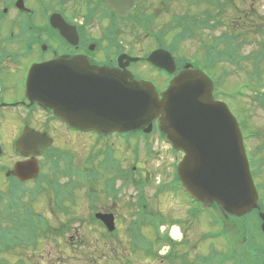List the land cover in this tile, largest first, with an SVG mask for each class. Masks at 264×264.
I'll list each match as a JSON object with an SVG mask.
<instances>
[{
  "label": "rangeland",
  "instance_id": "rangeland-1",
  "mask_svg": "<svg viewBox=\"0 0 264 264\" xmlns=\"http://www.w3.org/2000/svg\"><path fill=\"white\" fill-rule=\"evenodd\" d=\"M187 2L188 0H138L140 10L153 19L155 30L164 31L169 40L175 32L173 31L175 20L184 22L182 16L188 12L193 16L202 13V10L199 13L197 6L188 7ZM74 3L75 0L67 6L73 14ZM203 3L206 1L201 0L199 3L202 4V8ZM253 4L264 19V0H235L233 5L227 4L226 10L220 12L214 8V16L224 21L218 27L219 29L197 31L195 40L180 45L179 55L186 57L196 55L203 60L204 43H211L215 37L222 35L224 30L230 31V21L226 18L229 16L234 27L238 26L239 23H242V18L231 17L233 11L251 10ZM80 8H83V2L80 3ZM216 17L214 18L217 19ZM233 18L235 19L233 20ZM100 25L99 20L93 19V30L98 29ZM103 26L106 27L107 22H104ZM124 26L121 27L123 33L127 28H131L127 23ZM255 26L252 23L248 25V27L253 28ZM234 27L231 29V34ZM177 29L179 30L178 26ZM96 33L97 36L100 35L99 31ZM125 35L132 36L129 32ZM124 40L126 45L135 43L128 36ZM134 48L141 49L142 53L137 54H146L151 46L142 45L140 47L132 44L127 50L136 51ZM255 49V46H246L243 55ZM226 63L219 64L212 75L221 81L218 87L219 91L229 95L243 93L238 94V99L236 96L233 98L225 97V100L227 99L226 102L239 122L242 119L247 122V131L259 133V139L249 137L247 142L250 143L249 152L253 154L254 150L257 157L255 169L258 170V174L256 182L259 184L261 199H263L262 203L260 202L261 212H264V164H262L264 162V147H261L264 146V108L251 95V90H241L240 84L250 81L255 83V81L251 78L248 79L245 73L238 72L233 64ZM18 68L20 67L13 69L11 73L14 74L6 75L3 80L2 88L7 100L17 98L20 95V88L18 86L17 89V84L21 83L22 87V70ZM5 72L8 73V71ZM136 72L143 77L156 78L155 74L147 69L139 68ZM10 86H12V90ZM261 89L264 90V87ZM8 115L12 121L19 122L18 116L12 113ZM7 122L8 119L4 123ZM12 124L17 127L16 123L12 122ZM2 129L4 130V128ZM13 130L10 129L8 132L11 131L12 134ZM1 133L3 142L9 143L11 137L7 138L6 131L5 135L2 131ZM56 137L59 139L57 142L60 150L66 152L67 155L68 153L72 155L71 159L69 157L66 159V156L62 158L64 162L61 161L59 168V170L61 169V181L58 178V182L62 185L70 183V180L78 182V185L74 183L71 190L75 191L73 195L75 199H71L75 204L70 205L68 199L61 198L66 204V208L61 209V211L54 209L52 196L55 198V191L52 196L44 193L43 195L40 194L41 196L35 201H30L29 197L35 189V184L26 186L24 202L28 205L31 202L36 211L44 214L49 227L64 232L62 236H59L61 232L54 234V237H51L56 239L54 241H45L44 243L41 241L42 244L36 249L35 255H29L32 261L43 260L41 263L39 262L40 264H49L48 261H53L55 264H57L55 261L63 262L61 264H169V260L162 258H167L165 254L173 251L169 250L165 243L170 238L168 236L169 229L175 228L180 232L182 238L178 237L177 242L180 243L174 249V254H187L190 261L194 260L196 256H209L214 245L219 253H228L224 244L231 249L233 242L234 248L241 252L248 263L264 264V234L260 229L259 214L255 213L246 218L229 217L228 223L220 214L221 221L229 232L230 242H226L223 237L214 239L215 233L221 228L220 225H216V227L213 222L215 218L216 223H219V215L215 214L216 209L214 207L209 208V211L205 209L198 212L199 216H195L194 212L199 210L197 203H192L186 195L177 192V184L173 180L175 174L173 175L170 166L171 161H176L177 158H174L167 151L168 145L165 143L150 151L144 143L135 145V149L132 150V144L129 145L128 143L115 142L112 146V139L100 141L94 138L88 142L83 137H73L63 131L60 135L56 134ZM91 157L98 158V163L93 161ZM92 163L97 165V169H104L106 172L103 171L104 174L98 177L91 174L90 171L84 170L86 167L93 168ZM105 163L109 164L105 168L98 166V164L103 165ZM165 164L168 167H164ZM260 164L262 165L259 168ZM78 172L83 177L77 175ZM148 174L150 179L149 183H146L145 179ZM128 184L139 185V189L128 187ZM1 185L6 187L10 185V182L5 177L0 176V188ZM87 185H92L94 190L92 205L88 200ZM65 210L69 212V215L66 214ZM95 212H107L115 216L116 229L111 235L101 223L94 219ZM170 224H173V227H170ZM80 238L83 240L80 241ZM147 241L153 243L151 252L146 245L148 244ZM21 257L25 256L21 254L6 256L9 264H13ZM26 259L28 260L27 257Z\"/></svg>",
  "mask_w": 264,
  "mask_h": 264
},
{
  "label": "water",
  "instance_id": "water-1",
  "mask_svg": "<svg viewBox=\"0 0 264 264\" xmlns=\"http://www.w3.org/2000/svg\"><path fill=\"white\" fill-rule=\"evenodd\" d=\"M128 1L132 5L126 10L133 7ZM109 3L117 8L119 1ZM149 61L175 69L173 58L164 51L153 53ZM74 70L72 62L64 59L36 66L27 80L28 99L53 110L68 124L89 125L101 134L151 127L158 119L174 148L186 154L178 173L193 198L237 218L257 208L259 198L239 125L227 106L214 100L212 83L199 71L188 67L160 99L151 84L129 82L131 76L96 68H87L88 75ZM87 110L89 116L84 115ZM30 134L25 131L18 148L32 136L39 138ZM38 173L35 160L18 164L14 171L21 181ZM260 217L264 232V213ZM98 218L114 230L113 216Z\"/></svg>",
  "mask_w": 264,
  "mask_h": 264
},
{
  "label": "flooded vegetation",
  "instance_id": "flooded-vegetation-1",
  "mask_svg": "<svg viewBox=\"0 0 264 264\" xmlns=\"http://www.w3.org/2000/svg\"><path fill=\"white\" fill-rule=\"evenodd\" d=\"M0 1V147L3 150L0 157L1 171L6 174L11 172L19 162L36 159L39 162L41 175L44 176L46 184L44 187L49 188L50 182L57 178L61 164L62 151L58 147L59 139L56 134L60 135L62 131L73 137H83L88 142L96 138L100 141L112 139V146L115 142L132 144V150L140 143L152 146L153 149L159 146L161 133L158 127H155L148 135L144 133V130H140L128 135L98 136L93 132H84L63 124L53 111L43 108L38 103H31L25 91L27 75L33 66L65 58L76 61L75 68L79 64L83 68L99 67L117 70L121 68L119 58L122 55L145 59L152 51L158 49L157 37L159 34L164 35V31L155 30L153 19L140 10L138 0H134L135 8L127 17L119 16L110 7L109 0H75L74 14L67 7L74 0ZM19 1H22L24 6L22 10L17 7ZM81 2H83L82 9ZM93 19L101 23L96 30H93ZM104 22H107L106 27L103 26ZM125 23L131 28H127L123 33L121 27ZM96 31L100 32L99 36ZM127 32L132 36L125 35ZM126 36L131 37L135 43L126 45L124 40ZM132 44L140 47L151 46V48L146 54H137L142 53L141 49L127 50ZM123 63L125 64V61ZM18 66L20 67L18 69L22 70V87L21 83L17 84L20 95L7 100L2 83L6 75L14 74L11 72ZM139 68L150 70L157 79L138 74L136 71ZM127 70L136 80L153 82L160 95L172 79V76L151 67L145 61L130 64ZM10 89H13L12 86ZM9 113L18 116L19 122L12 121ZM7 119L8 122L4 123ZM12 122L16 123L17 127ZM7 127L8 130L14 129L12 134L11 131L8 132ZM26 130L29 133H38L40 137H31L24 144L28 147L18 149L17 142ZM1 131L4 135L6 131L8 139L9 136L11 137L9 143L3 142ZM49 139L52 140V144L46 148ZM35 146H38L36 153L42 154L38 156L34 154ZM94 166H96L95 163H92L93 169ZM8 177L13 181L18 180L12 174Z\"/></svg>",
  "mask_w": 264,
  "mask_h": 264
},
{
  "label": "trees",
  "instance_id": "trees-1",
  "mask_svg": "<svg viewBox=\"0 0 264 264\" xmlns=\"http://www.w3.org/2000/svg\"><path fill=\"white\" fill-rule=\"evenodd\" d=\"M200 1L188 0L187 5L188 7L197 6L199 13L201 12L200 10H202V13L195 16L191 15L190 12L183 14L182 19L184 22L174 21L175 27L173 31L175 32L171 40L165 37L166 47L171 49L173 53L178 54L181 51L180 45L182 43L195 40L197 31L219 29L218 27L224 21L214 16L213 12L215 9L219 12L225 11L227 4L233 5L235 3V0H205L206 3H203L204 6L202 8V4H199ZM206 5H209V7ZM232 16L242 18V23L238 25L240 28L238 26L234 27V23H232V20L228 16L226 19L230 21V28L234 27L232 34L230 33L231 29L229 32L224 30L225 32L215 37L211 43L203 41L205 42L203 60L193 55V57H190V62L211 75L219 64L226 62L233 64V67L237 68L238 72L245 73L248 79L251 78L255 81V83L251 81L247 82L245 87H256L254 89L256 90L254 97L264 108V92L259 91V88H257L258 86H264L263 16L258 13L254 4L251 10L246 9L244 11L239 9L233 11ZM249 23L255 24V28L248 27ZM246 46H255L256 49L243 55ZM217 82H219L218 84L221 83L219 80ZM241 125L244 130L248 129L246 121L244 122L243 120ZM77 175L83 177L80 172ZM74 183L78 185V182L70 180V183L58 186L59 190L55 193L58 211L66 208L62 206V199H68L70 202L72 201L71 199H75L73 197L75 191H71ZM24 193H26L25 187L18 183H12L8 192L0 191V264H9L6 258L9 254H21L25 256L18 258L13 264H39L37 260L32 261L29 255H35L38 246L45 241L56 240L55 238H51L54 237V234L61 232L59 236H62L64 233L60 229L49 227L50 225L45 219L44 214L36 211L31 202L29 205L24 202ZM29 199L30 201H35V193H32ZM65 212L69 215L68 211L65 210Z\"/></svg>",
  "mask_w": 264,
  "mask_h": 264
},
{
  "label": "bare ground",
  "instance_id": "bare-ground-1",
  "mask_svg": "<svg viewBox=\"0 0 264 264\" xmlns=\"http://www.w3.org/2000/svg\"><path fill=\"white\" fill-rule=\"evenodd\" d=\"M174 237L178 238L180 236V232L178 230L173 231Z\"/></svg>",
  "mask_w": 264,
  "mask_h": 264
}]
</instances>
